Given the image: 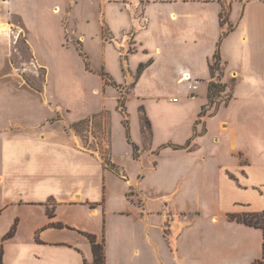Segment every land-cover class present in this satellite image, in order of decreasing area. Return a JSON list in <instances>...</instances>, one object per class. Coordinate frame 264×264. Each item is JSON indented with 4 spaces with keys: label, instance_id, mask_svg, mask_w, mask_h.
I'll return each mask as SVG.
<instances>
[{
    "label": "crops",
    "instance_id": "obj_1",
    "mask_svg": "<svg viewBox=\"0 0 264 264\" xmlns=\"http://www.w3.org/2000/svg\"><path fill=\"white\" fill-rule=\"evenodd\" d=\"M0 3V26L9 27L0 31V48L14 37L29 58L21 69L11 51L2 53L0 93L28 87L24 71L45 76L46 93L55 74L94 72L100 82L90 91L98 104L76 119L67 118L74 110H65L53 94L61 118L52 123L8 118L10 106L0 103L3 264H91L86 235L104 242L105 264L261 259V231L229 216L264 211V0ZM81 8H89L83 25L95 8L98 71L87 60L86 37L75 18ZM216 51L219 81L228 93L219 107L207 99ZM116 62L121 79L110 67ZM184 77L197 82L196 89ZM120 85L129 87L124 108L114 97L110 108L107 94ZM103 112L109 113L108 157L118 173L106 169L101 154L86 149L72 129ZM12 228V237L2 241Z\"/></svg>",
    "mask_w": 264,
    "mask_h": 264
},
{
    "label": "rangeland",
    "instance_id": "obj_2",
    "mask_svg": "<svg viewBox=\"0 0 264 264\" xmlns=\"http://www.w3.org/2000/svg\"><path fill=\"white\" fill-rule=\"evenodd\" d=\"M1 3H0V12H1ZM88 6V5H87ZM96 6V5H95ZM88 9H82L77 12L75 15L78 26L82 30L83 35L86 37L85 44L83 45L84 50L88 57V62L90 66L98 71L101 68L102 54L101 46L99 40L96 38V33L98 31V26L95 18V8L91 10V21L89 25L80 24L85 11ZM57 12V10H55ZM4 28L8 30L7 25L0 26V31ZM104 39L108 41L110 39L107 29L104 30ZM128 40L127 49L129 51L133 50L131 45V40ZM119 47V46H117ZM39 49L43 51L42 46L39 45ZM12 52L11 62L19 68H24L29 64L28 54L26 52L25 46L19 39H14L11 37V41L8 42V45L5 44L0 48V58L2 53ZM78 55V54H77ZM79 60L83 62V58L78 56ZM2 63V58L0 59V64ZM111 70L116 78L121 79V73L117 69L116 64L110 66ZM7 69V68H6ZM22 79L27 84L28 87L24 86L21 88L20 93H0V103H7L10 106L9 111L6 113V117L14 118H27V119H47L49 121H56L61 118V114L54 113L56 104L53 102L50 97L51 94L54 95L55 99H58L61 106L68 110V108L73 109L74 113L71 114L68 119H76V116L87 111V107H94L98 104L96 97L90 95V91L93 88L99 86V78L97 73H87L64 77L59 74L49 77L47 93L45 90V76L34 77L28 71L22 72ZM187 80L188 78H185ZM86 88V89H84ZM128 88L126 86L120 85L114 92H109L107 94V106L113 108L114 100L112 97L119 100L121 103L122 109L124 108V101L126 99V94L128 93ZM228 93L220 91L214 96H212V106L222 105L227 101ZM96 102V103H95ZM22 104L21 108L16 107V105ZM108 117L109 113L103 114L101 117L95 115L91 123L89 124H80L76 131L73 132L81 139L83 146L86 149L98 151L100 154L107 156L109 154L108 148ZM55 123V122H54ZM66 129V128H65ZM68 130H65V132ZM145 139L148 141V134L145 131ZM53 206L49 204L48 212L51 214L53 212Z\"/></svg>",
    "mask_w": 264,
    "mask_h": 264
},
{
    "label": "trees",
    "instance_id": "obj_3",
    "mask_svg": "<svg viewBox=\"0 0 264 264\" xmlns=\"http://www.w3.org/2000/svg\"><path fill=\"white\" fill-rule=\"evenodd\" d=\"M220 26L223 28L225 24L227 23V19L225 17V14L223 10L220 13ZM229 32V28L226 31H223L222 36H225ZM145 65H140L138 67V73L142 71ZM209 71H210V77L211 81L208 84V89H207V99H208V104L212 106V101L211 98L214 96V94L223 91L225 89V85H223L219 80L221 77V67H220V58H219V53L216 51L215 55L213 56V62L209 65ZM119 108H121V103L119 101ZM217 107V105H216ZM205 113V108H202V112L200 113V116H203ZM103 113H99L96 116L101 117ZM95 117L92 116L87 119L80 120L73 124L72 129L76 131L77 127L80 124H89ZM124 125L126 127V122H124ZM145 125L148 126V123L145 121ZM134 149V155H136V147L133 146ZM103 159V165L106 169L112 170L115 173H118V170L115 165H113L110 160L108 155H102ZM50 217H52V214H49ZM230 219H236L238 222L243 223L246 226H250L256 229H259L262 233L263 237V245H262V257L259 260H256L252 264H264V211L258 212V213H245L242 215H231L229 216ZM14 233V228H12L4 237L3 240H6L10 237H12ZM87 239L89 240L91 244V249H92V254H93V261L91 264H105V252H104V242L102 241L101 243H97L96 239L93 235H86ZM2 243H0V264H3L2 262ZM86 264V263H85Z\"/></svg>",
    "mask_w": 264,
    "mask_h": 264
},
{
    "label": "built area",
    "instance_id": "obj_4",
    "mask_svg": "<svg viewBox=\"0 0 264 264\" xmlns=\"http://www.w3.org/2000/svg\"><path fill=\"white\" fill-rule=\"evenodd\" d=\"M3 2H5L6 0H2ZM187 81L189 82V88L194 90L196 89L197 86V82H191V80L188 78ZM173 102L177 101V98L172 99Z\"/></svg>",
    "mask_w": 264,
    "mask_h": 264
},
{
    "label": "bare ground",
    "instance_id": "obj_5",
    "mask_svg": "<svg viewBox=\"0 0 264 264\" xmlns=\"http://www.w3.org/2000/svg\"><path fill=\"white\" fill-rule=\"evenodd\" d=\"M185 78H188V77H185Z\"/></svg>",
    "mask_w": 264,
    "mask_h": 264
}]
</instances>
